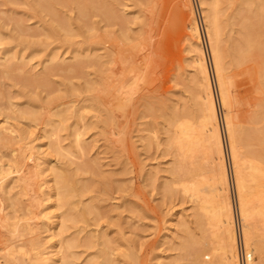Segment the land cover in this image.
Instances as JSON below:
<instances>
[{
    "label": "rangeland",
    "instance_id": "1",
    "mask_svg": "<svg viewBox=\"0 0 264 264\" xmlns=\"http://www.w3.org/2000/svg\"><path fill=\"white\" fill-rule=\"evenodd\" d=\"M104 2L112 14L104 16L101 13L103 8L97 5L99 3L90 2L87 17L83 18L73 1H56L58 14L72 22L73 31L67 34L56 22L58 20L45 11L36 0H0V32L3 38L0 42V62L5 57L14 56L12 62L15 64L9 69L0 64V124L16 129L26 125L24 128L26 127L28 134L30 129L28 137L34 138L33 142L39 145L47 141L40 137L42 130L51 129V125L46 123L47 120L57 122L56 116L53 115L55 109L70 105L71 102L76 106L85 105L83 114L85 123L88 124L83 131L82 120L77 121L75 116H70L59 126L60 144L64 149H73L74 152L76 147L73 146L71 127L74 125V129L81 128L84 132L81 136L84 153H77L76 150L77 154L71 155L73 158L66 156L65 151L55 152L47 145H39L40 148L36 147L35 154L37 160L25 159L21 162V154L16 151H19L24 143L17 144L18 141L13 137L0 140V157L3 162L13 157L15 160V156L19 157L15 161L16 164L18 162L20 171L14 172L13 176L21 177L17 179L18 182L22 181L20 186L23 188L13 187L9 194H3L0 199V211L19 215L18 217L21 216L20 218L28 221L31 226H36L38 219H33L32 216L40 210L38 205L41 202L47 207L46 210L53 214L55 198L49 197L47 189L42 194L37 192L38 181L42 178L29 173L36 168L35 161L40 163L38 166L41 168H45L49 163L62 162L74 180L86 183L79 204L95 202L99 205L97 211L95 209L92 214L83 216L84 220L77 218L68 219L66 222V238H72L76 242L72 248L76 264H100L101 259L95 255L98 246H88L84 242L86 234L93 232L99 236L106 233L113 238L110 249L113 262L110 264H189L187 254L179 245L181 237L186 233L181 231L178 221L185 219L190 230L197 237H202L195 222V205L189 197L181 193L179 185L170 183L169 191L161 188L163 182L171 181L170 168L174 165L176 156L164 144H146L145 128H151L163 138L167 129L166 116L173 108L181 109L184 105L190 110L193 109L190 81L193 70L184 39V35L189 33L187 24L191 15L198 20L201 44L205 51L213 90L216 92L200 7L197 0ZM241 2L242 0H231L230 6L223 4L221 18L225 14L223 22L226 17L229 19L226 20L229 22L227 24L225 22L223 25L222 22L223 48L226 47L225 44L233 43L242 37V24L249 19L253 29L259 30V36L264 34V0H252L248 9L240 7L235 10ZM241 15L247 16L248 20ZM43 27L50 29L49 36L43 33ZM94 55L100 56L101 59ZM227 59V67L230 66L227 68L230 70L227 74H233L230 75L233 79L228 77V80L231 79L229 87L232 82L234 87L229 89L231 95L236 94L232 95L233 100L235 96L239 99L237 101L235 98L233 109L237 111L234 112L242 127L248 125L244 128L254 129L256 126L255 129H259L264 126V120L260 121L264 119V111L260 115L262 118L258 117V123L257 119L255 122L249 119L250 115L257 111V102L264 99V96H261L264 95L261 90L264 89V82H260L258 77L257 63L248 59L243 62L245 64H237L231 55ZM76 60L80 66L66 69L70 64L77 63ZM61 62L66 66L64 69L59 68ZM123 62H126L127 66H140L142 69H138L144 72L143 80L134 85L136 87L131 88L132 82L131 86L130 81L127 82L126 85L130 86L128 92L131 94L116 89L119 72L125 67ZM229 63L232 67L234 64L241 66L237 68L234 65L232 69ZM246 67L247 70L251 67L248 73L245 72ZM41 76H45L43 81L27 84L32 78ZM259 82L262 85L256 89L254 84L257 87ZM256 94L260 96H255ZM215 97L219 107L220 131L223 132L222 110L217 93ZM26 109L38 111L37 116H30ZM248 111H251L249 115ZM248 123H252L251 127ZM222 137L224 139V132ZM256 147L257 145L250 141L245 148ZM228 160L226 154V166L231 176L228 189L236 208ZM83 162H93L94 170L84 166L79 170V165ZM48 179L45 177L44 186L51 184ZM236 221L240 228L237 214L234 224L237 230ZM1 224L0 264H31L28 257L24 256L20 258L24 260H19L17 256L7 255L4 247L9 244L8 226ZM37 231L24 235V241L30 244L32 239L40 234L38 229ZM43 235L44 233L42 237ZM98 238L100 240V237ZM258 239V236L254 237L253 244H256ZM261 240L264 244V238ZM238 245L237 243L239 255ZM238 259L240 264V255Z\"/></svg>",
    "mask_w": 264,
    "mask_h": 264
},
{
    "label": "bare ground",
    "instance_id": "2",
    "mask_svg": "<svg viewBox=\"0 0 264 264\" xmlns=\"http://www.w3.org/2000/svg\"><path fill=\"white\" fill-rule=\"evenodd\" d=\"M56 1H73L76 3L79 12L82 13L83 18L87 17L90 2L99 3L97 5L103 8L101 13L104 16L107 17L108 14H112V12L110 13L109 9H107L108 6L104 5V0H36L45 11H48V13L58 20L56 22L62 26L67 34H71L73 31L72 22L69 18L58 14L55 5ZM197 1L202 14L203 31L206 36V44L208 46L216 92L213 90V82L206 62L205 51L202 48L203 44H201L202 36L198 20L195 16L190 14L191 16L187 24L189 33L184 35V39L186 41V51L190 54L188 59L193 70L190 80L192 83L191 95L193 109L190 110V108L184 105L181 109L173 108L172 112L166 116L167 129L163 138L159 137L151 128L149 129L146 127V144L154 142L157 146L161 144L166 145L169 151L171 149V152L176 156L174 165L170 168L172 178L171 181L163 182L161 188L163 190L168 189L167 191H169L170 183L171 185L177 184L180 186L181 193L189 197L195 205V222L200 229L202 237H197L190 230V226L185 219L178 221L181 231L186 233L185 236L181 237L179 245L187 254L189 264H239V255L237 253L238 236L234 225L236 214L240 223L239 234L243 247V264H264V244H262L261 240V238H264V126L259 129H255L256 126H254V129L244 128V126L248 127V125L242 127L236 112H234L237 110L233 109V104L234 102L236 103V96L234 101L232 95L234 96L236 94L232 93L231 95L229 89L230 87L234 89L233 82L231 84L232 86L229 87L231 79L229 78L228 80V77L233 74H227L229 70L227 68L230 67H227L228 59L230 60V57L227 59L228 56L231 55L233 58L232 60L237 64H242L244 61L252 59L254 60L253 62L256 61L257 63V72L260 82H264V34H261L262 37H260L259 30L253 29L250 19L248 20L247 16L242 17L241 15L242 18L245 17V20L247 19L249 21L243 22L242 24V37L233 43H227L228 46L225 44L226 47L223 48L221 31L223 28V16L225 14L222 18L221 15L223 12V4L227 6L230 4L231 0ZM251 1L252 0H242L239 6L234 9L238 10L240 7L241 9H248L250 4H252ZM154 6L155 4L153 7ZM190 13H192V11ZM242 18L241 23L243 21ZM227 19L228 17H226L223 25ZM227 23L229 22H226V24ZM42 30L45 35H50L49 28L43 27ZM2 40L3 38L0 32V42ZM31 49L34 50V47L31 46ZM94 57L101 59L98 55H94ZM12 58H14V56L5 57L0 64L5 65L9 69L15 65L14 62H12ZM126 62H123V65H125ZM231 63H229V65H231ZM234 65L233 67L231 65L232 69ZM78 66H80L78 61L67 67L64 66L63 62L59 64L60 69H64L65 67L66 69H74ZM236 66L237 65H235V67ZM240 66L241 65L237 66V68ZM138 68L141 67L125 65L119 72L116 89L123 91L125 94L130 93L128 92L130 91V83L132 82L131 88H133L134 85H138V82L144 78V72H141ZM249 70H247L246 67L245 72L248 73ZM252 70L251 72H253ZM44 78L45 76L32 78L27 84H31L35 81H43ZM128 81H130V86L126 85ZM254 85L255 88L258 89L262 83L259 85L257 84V87L256 84ZM252 88L254 89L253 85ZM261 90L264 92V89ZM215 93H217L218 102L222 110L221 117L225 142L222 137L223 132L220 131V114L218 112L219 107L216 104L217 100H215ZM255 96L258 95L256 94ZM237 101H239V99ZM247 104L249 103L247 102ZM257 104V111L254 112L255 114L252 111L253 114L252 116L250 115L249 119L251 122L257 119L256 121L258 123V117L261 115L262 111H264V99H261ZM84 109L85 105L76 106L73 102L65 107H57L53 113L57 118V122L47 120L46 123L51 125V129L50 131H47V129L42 130L40 137L47 141L39 145H47L51 151L55 152L65 151L64 154L69 158L77 152L76 150H78L77 153H84L82 152L84 151L83 137L81 138L84 132L81 130L87 128L88 125H86L84 120ZM25 111H29L28 114H30V116H34V114L37 116L38 114V111H27V109ZM249 112L251 113V111H248V115L250 114ZM70 116H75L77 121L82 120L81 130L74 129L73 125L70 131L73 135V146L76 147L75 152L73 149L71 151L64 149L59 140V126L64 124L65 120ZM260 117L262 118V116ZM27 120L29 121L30 119ZM262 120L264 119L260 121ZM248 124H250L251 127L252 123ZM259 124H261V122ZM259 124L256 125L260 126ZM262 124H264V122H262ZM24 126L26 125H21L16 129L13 126H3V124H0V140L13 137L18 141L17 144L24 143L21 145L24 148H17L19 151L16 152H20L21 155L17 153L20 155V158L15 156L16 161L18 158L21 162L25 159H31L32 161L37 160L35 159L36 147L40 148V146L33 142L34 138L28 137L30 129L27 128L29 131L28 134ZM83 131H85V129H83ZM250 141L254 142L257 147L254 149L245 148ZM226 154L229 158L228 167L230 168V174L233 180L236 208L233 205L228 189V184H230L231 180L229 177L231 176H229V169L226 166ZM71 158L73 157L71 156ZM15 160L14 157L9 158L6 162L4 161V163L0 157V199L3 194H9L8 192H10L13 187L18 188L22 183V181L18 182V179L21 177L18 178L13 176V173L19 170L17 166L18 162L16 164ZM93 162L80 163L81 166L79 165L78 169L81 170L82 166H84V168L90 167L91 169L94 165ZM39 164L38 161H35L34 165L36 168L32 171L31 168V173L29 174L42 178L38 181L40 191L37 189V192L42 194L45 189L49 191V197L53 196L55 198L53 203L55 212L50 214L49 211L46 210L47 207L41 202L42 206H40L41 203L38 205V209L41 207L40 210L34 212L35 214L32 216L33 219L34 217L38 219L36 220V226H31L28 221H23V219L20 218L21 216L18 217L19 215L17 216L15 214L11 215L1 210L3 214L0 215V223H2L4 227L8 226V230L7 228L6 230L9 235V244L7 243L8 245L4 247V250L7 255L11 257L17 256L19 260H24L20 259L24 256L25 258L28 257L31 260V264H76V256L72 249L76 242H74L72 238H66L65 231L66 227H68L66 222L68 219L76 220L79 218L80 220H84L85 217L83 216L92 214L95 209L97 211L99 205L95 202L79 204V199L83 195V188L86 183H81L77 179L74 180L72 174L68 172V168H66L62 162L58 164L49 163L45 168L39 167ZM92 169L94 170V168ZM45 177L49 178L48 180L51 181V184L44 186V184H46ZM74 197L76 198L74 199ZM40 201H38V203ZM67 212H72V214H68ZM37 229L40 231V234L44 233L43 237L42 234H39L38 237L36 236L32 239L30 244L26 243L23 239L24 235L32 234L34 231H37ZM93 233L89 235L86 234L84 238L85 244L88 246H98L95 255L101 259L100 264L112 263V251H110V249H112L111 245L113 244V238H110L106 233L100 236ZM257 236L259 237L257 240L258 242L253 244V238ZM98 237H100V240Z\"/></svg>",
    "mask_w": 264,
    "mask_h": 264
},
{
    "label": "built area",
    "instance_id": "3",
    "mask_svg": "<svg viewBox=\"0 0 264 264\" xmlns=\"http://www.w3.org/2000/svg\"><path fill=\"white\" fill-rule=\"evenodd\" d=\"M236 226H237V236H238V244H239L240 264H243V260H242L243 247L241 245V240H240L238 221H236Z\"/></svg>",
    "mask_w": 264,
    "mask_h": 264
}]
</instances>
